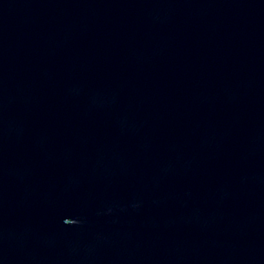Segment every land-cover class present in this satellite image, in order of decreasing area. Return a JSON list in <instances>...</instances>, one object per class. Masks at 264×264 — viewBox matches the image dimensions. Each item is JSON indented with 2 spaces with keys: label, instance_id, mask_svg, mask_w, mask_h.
I'll use <instances>...</instances> for the list:
<instances>
[{
  "label": "water",
  "instance_id": "water-1",
  "mask_svg": "<svg viewBox=\"0 0 264 264\" xmlns=\"http://www.w3.org/2000/svg\"><path fill=\"white\" fill-rule=\"evenodd\" d=\"M0 264H264V0L2 7Z\"/></svg>",
  "mask_w": 264,
  "mask_h": 264
}]
</instances>
